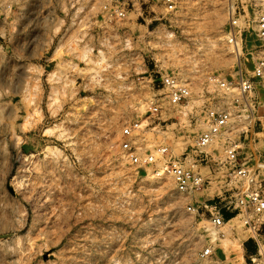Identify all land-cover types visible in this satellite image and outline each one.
Listing matches in <instances>:
<instances>
[{"label":"rangeland","instance_id":"374dc122","mask_svg":"<svg viewBox=\"0 0 264 264\" xmlns=\"http://www.w3.org/2000/svg\"><path fill=\"white\" fill-rule=\"evenodd\" d=\"M171 4L0 0V264H255L241 219L215 227L201 207L215 182L181 192L156 172L159 148L182 155L210 113L230 112L234 133L253 122L243 105L258 111L264 78L250 96L217 80L252 76L264 0ZM166 74L188 88L181 103ZM256 130L263 142L264 119ZM226 141L207 147V166Z\"/></svg>","mask_w":264,"mask_h":264},{"label":"built area","instance_id":"2783aa9c","mask_svg":"<svg viewBox=\"0 0 264 264\" xmlns=\"http://www.w3.org/2000/svg\"><path fill=\"white\" fill-rule=\"evenodd\" d=\"M168 1L169 8H173L172 0ZM253 22L255 26L252 27V31L260 42L261 56L256 62L252 76L246 77L241 73L237 81L228 82L223 78L217 80L222 88L237 89L245 96H250L253 92L257 78H264V12L258 13ZM236 23L233 21L235 26ZM244 31L231 30L230 42L238 46L237 35L242 37ZM239 49L243 50L242 39ZM161 79L172 103H181L188 96V88L177 76L166 74ZM246 104L243 106L249 108L248 117L253 120L252 123L245 124L239 130L236 129L234 133L231 131L233 127L230 123L232 119L230 112L210 113L207 129L195 138L190 149H186L182 155H174L168 147L159 148L160 167L156 173L171 174L177 189L188 193L202 190L206 185H211L214 179L223 178L224 186L221 191L212 199L203 201L201 207L209 213V221L215 227H222L239 217L244 227L254 235L253 238L259 248L257 256L252 258L253 262L264 264V152L257 147L259 131L256 130L257 121L264 119V89L258 111L253 108L251 102L247 101ZM156 110L157 108H154V111ZM242 110L245 109H240ZM130 132V128L124 130L125 135H129ZM222 135L227 141L223 149V158L219 161L221 166L214 172L204 175L197 166L200 164L207 166L212 163L207 147ZM123 146L129 149V142H125ZM192 160L193 165L188 166V162ZM144 161L157 162L154 156L146 157ZM215 175L218 176L214 178ZM189 209L199 211V208L196 209L194 206H189ZM227 212L233 214L229 219L225 218ZM205 253H211V250L206 249Z\"/></svg>","mask_w":264,"mask_h":264},{"label":"crops","instance_id":"0c3cea01","mask_svg":"<svg viewBox=\"0 0 264 264\" xmlns=\"http://www.w3.org/2000/svg\"><path fill=\"white\" fill-rule=\"evenodd\" d=\"M260 134H262V132H258V134H257V137H258V135H260ZM257 146L258 147H264V141L263 142H260V143H257ZM220 160H221V158H220ZM219 160V161H220ZM213 165V164H212ZM197 168L204 174V175H207V174H209V173H212V172H214L217 168H219V166H197ZM216 176H218V175H215L214 176V178H216ZM219 179V180H218ZM213 182H215L216 184H217V186H219V190L216 192V194H214V195H217L218 194V192L219 191H221V188L224 186V179L223 178H216V179H214V181ZM212 185V184H211ZM214 195L213 196H211L212 198L214 197Z\"/></svg>","mask_w":264,"mask_h":264},{"label":"trees","instance_id":"16d2710c","mask_svg":"<svg viewBox=\"0 0 264 264\" xmlns=\"http://www.w3.org/2000/svg\"><path fill=\"white\" fill-rule=\"evenodd\" d=\"M225 216H226V217H225L226 219H229V218H231V217L233 216V214H232V213H228V212H227V213H225ZM250 242H253V241H252V240H250ZM247 249L249 250V248H248V247H247Z\"/></svg>","mask_w":264,"mask_h":264}]
</instances>
